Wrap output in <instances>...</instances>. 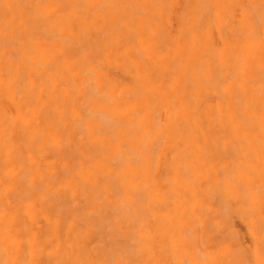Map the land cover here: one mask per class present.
<instances>
[{
	"label": "bare ground",
	"instance_id": "1",
	"mask_svg": "<svg viewBox=\"0 0 264 264\" xmlns=\"http://www.w3.org/2000/svg\"><path fill=\"white\" fill-rule=\"evenodd\" d=\"M0 187V264H264V0H0Z\"/></svg>",
	"mask_w": 264,
	"mask_h": 264
},
{
	"label": "rangeland",
	"instance_id": "2",
	"mask_svg": "<svg viewBox=\"0 0 264 264\" xmlns=\"http://www.w3.org/2000/svg\"><path fill=\"white\" fill-rule=\"evenodd\" d=\"M175 9V8H174ZM238 12V11H237ZM172 28L175 26V21L172 15ZM115 77L118 79L128 81L129 76L122 72L119 69L112 70ZM79 109L84 110V113H88L87 109L83 107V103L81 101H78ZM50 118H53V110H50L49 112ZM169 154V153H167ZM62 175V174H61ZM61 177V176H60ZM57 177H54L53 175H45L43 179H39L38 177H35L32 181L28 179V172L24 173V180H23V191L22 196H24L27 200L33 201L37 198L38 195L44 194V197L47 199V202L49 204V212H51L53 215L59 214L63 217H69L70 215L75 216V222L79 227H89V232H91L90 236L85 238L84 244L85 246L91 248L93 246H100L107 248L109 251L113 247V241L110 239L112 233L115 231L113 228V223L110 217V215L114 214L115 211L113 209V206L106 203L104 200L101 201V207H104V215L103 219L105 223H99L97 221V212L94 208L90 207V203L84 204L83 200L79 198L76 200V203L74 205L70 203L69 198H66L65 200L62 198H59V193L57 191L49 190L47 187V184H56V181H59L60 179H56ZM27 180V181H26ZM2 188L0 187V190ZM25 190V193L23 194ZM113 188H110V194L113 193ZM103 202V203H102ZM72 205V208L74 210L73 214H69L68 210H66L68 207ZM94 211V212H93ZM95 213V214H94ZM42 224V222H40ZM233 224L234 228L238 231V234L240 236V239L242 241V244L245 248H247L250 245V239L247 235L246 229L242 221L237 217L233 216ZM115 226V224H114ZM36 229L35 227L33 230ZM117 236V241H121L122 236L119 234H115ZM103 249V248H102ZM45 260L48 262V264H53V258H45ZM172 264V263H170Z\"/></svg>",
	"mask_w": 264,
	"mask_h": 264
}]
</instances>
